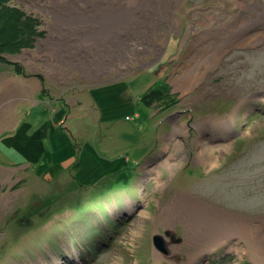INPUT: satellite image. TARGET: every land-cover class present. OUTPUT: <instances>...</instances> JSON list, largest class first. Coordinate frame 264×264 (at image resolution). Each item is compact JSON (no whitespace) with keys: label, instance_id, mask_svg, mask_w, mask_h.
Wrapping results in <instances>:
<instances>
[{"label":"rangeland","instance_id":"obj_1","mask_svg":"<svg viewBox=\"0 0 264 264\" xmlns=\"http://www.w3.org/2000/svg\"><path fill=\"white\" fill-rule=\"evenodd\" d=\"M10 4L39 34L0 62V264L264 260V0Z\"/></svg>","mask_w":264,"mask_h":264},{"label":"trees","instance_id":"obj_2","mask_svg":"<svg viewBox=\"0 0 264 264\" xmlns=\"http://www.w3.org/2000/svg\"><path fill=\"white\" fill-rule=\"evenodd\" d=\"M11 1L0 0V62L6 61L9 54L33 47L39 34L38 17L26 15L22 8L11 5ZM148 96L152 98L150 93L145 97Z\"/></svg>","mask_w":264,"mask_h":264},{"label":"bare ground","instance_id":"obj_3","mask_svg":"<svg viewBox=\"0 0 264 264\" xmlns=\"http://www.w3.org/2000/svg\"><path fill=\"white\" fill-rule=\"evenodd\" d=\"M192 214L194 216V219L191 222V224L193 225L200 224V227L195 230L196 235H199V237L203 238V240L205 241L208 239V242L210 243L219 241L223 237H230L232 232L241 233L238 230L235 231V226H232L231 225L232 223H230L229 221H228L229 223L227 224L226 219H222L223 221H221L220 218L217 219L213 215L204 216L207 213H204L201 208H197L194 206L192 210ZM212 218L215 219V221ZM239 230L243 232L242 229ZM243 233H245V236H248V234H250L248 232H243ZM253 237L254 236L252 235V239ZM245 239L250 243L249 238L245 237ZM208 242H204V243H208ZM251 252L258 257L261 256V254L263 253L262 251H259L258 249H254V248L251 249ZM257 261L259 264H264V260H260V258H258ZM171 264H189V260L185 263H181L177 260H172Z\"/></svg>","mask_w":264,"mask_h":264},{"label":"water","instance_id":"obj_4","mask_svg":"<svg viewBox=\"0 0 264 264\" xmlns=\"http://www.w3.org/2000/svg\"><path fill=\"white\" fill-rule=\"evenodd\" d=\"M154 240H155V244H156L157 246H160V247H161V244H162V239H161V237H160V236H156V237L154 238Z\"/></svg>","mask_w":264,"mask_h":264}]
</instances>
